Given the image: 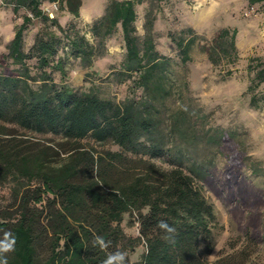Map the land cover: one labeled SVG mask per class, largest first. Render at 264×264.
<instances>
[{
    "label": "trees",
    "instance_id": "1",
    "mask_svg": "<svg viewBox=\"0 0 264 264\" xmlns=\"http://www.w3.org/2000/svg\"><path fill=\"white\" fill-rule=\"evenodd\" d=\"M165 1L147 7L142 37L137 6L145 0H109L90 25L91 42L74 23L64 27L43 9L46 2L57 3L78 19L83 0H2L15 14L23 11L0 53V238L4 231L16 237L8 264H104L115 252L126 253V264H246L245 249L208 261L221 226L203 183L211 182L217 155L229 169L246 167L255 176H264V165L247 152L237 131L211 125L189 95L186 78L173 74L192 60L196 45L215 67L236 63L237 29L222 27L206 43L191 26L169 32L177 60L154 39L156 9ZM247 2L264 6V0ZM35 20L42 28L27 48L25 35ZM117 30L125 56L116 77L128 82L129 94L115 100L65 83L68 60L92 66ZM247 72L249 106L259 109L264 55L250 56ZM232 74L227 68L223 78ZM171 99L176 106L168 104ZM20 130L60 140L43 142ZM86 140L116 149L98 150ZM200 147L211 151L200 154ZM126 215L135 236L125 230ZM160 221L175 228L170 240ZM96 237L109 246L95 245ZM140 245L144 252L132 260Z\"/></svg>",
    "mask_w": 264,
    "mask_h": 264
},
{
    "label": "rangeland",
    "instance_id": "2",
    "mask_svg": "<svg viewBox=\"0 0 264 264\" xmlns=\"http://www.w3.org/2000/svg\"><path fill=\"white\" fill-rule=\"evenodd\" d=\"M108 1L83 0L81 17L78 19H73L66 11H59L57 3L46 2L43 9L51 17L56 15L64 27L74 23L82 34L95 42L90 25L104 13ZM150 4L155 3L153 0H145L137 6V29L142 37L145 35V14ZM22 12L15 14L12 7L0 0V53L7 51L15 26L21 22ZM156 14L153 33L157 48L177 60L179 54L168 38L169 32L191 26L204 36L201 42L206 43L222 27L237 29L236 43L240 58L236 63L215 67L207 53L196 45L191 51L192 60L185 67L177 66L173 74H176L179 81L186 78L189 95L209 114L210 124L237 131L247 152L264 165V105L259 109L250 108L246 94L249 57L264 55V6H249L247 0H167L159 5ZM41 28L42 24L35 20L25 35L27 48L32 45ZM124 56V41L121 31L117 30L108 39L104 55L96 57L92 66L84 67L72 57L68 60L65 83L82 91L92 87L105 98L122 100L129 94L128 82L120 83L116 74ZM227 68H232L233 74L223 78ZM55 78L59 83L62 82L59 73H56ZM174 99L178 98L175 96ZM174 99L168 103L172 107L176 106ZM19 133L43 142L60 140L51 135H37L23 130ZM85 145H93L98 150L116 149L110 144L99 145L87 140ZM210 151L209 148H198L200 154H208ZM158 162L167 166L163 159ZM210 171L211 182L203 183L204 191L215 205L221 228L217 230L216 247L207 256L208 261L213 263L221 256L245 249L246 253H250L246 264H264V176H255L246 167L229 169L226 159L220 155L215 157V164ZM129 220L130 217L126 215L123 223L125 230L135 236L137 230L129 224ZM248 236L254 242L248 241ZM144 250L143 245L137 247L131 254L132 260L140 259Z\"/></svg>",
    "mask_w": 264,
    "mask_h": 264
},
{
    "label": "clouds",
    "instance_id": "3",
    "mask_svg": "<svg viewBox=\"0 0 264 264\" xmlns=\"http://www.w3.org/2000/svg\"><path fill=\"white\" fill-rule=\"evenodd\" d=\"M158 227L166 233L165 239H171L175 233V228L168 225L165 221H160ZM95 245H99L102 249L107 248L110 242H105L102 237H96ZM16 237L9 231L3 232L0 238V264H8V254L15 251ZM104 264H126V253L115 252L109 253L104 260Z\"/></svg>",
    "mask_w": 264,
    "mask_h": 264
}]
</instances>
